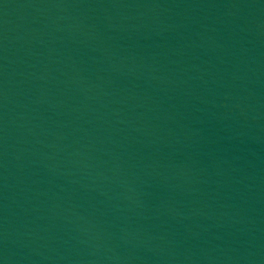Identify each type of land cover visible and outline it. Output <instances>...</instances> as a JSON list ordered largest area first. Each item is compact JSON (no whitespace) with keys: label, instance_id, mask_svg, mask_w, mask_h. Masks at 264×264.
<instances>
[{"label":"water","instance_id":"water-1","mask_svg":"<svg viewBox=\"0 0 264 264\" xmlns=\"http://www.w3.org/2000/svg\"><path fill=\"white\" fill-rule=\"evenodd\" d=\"M0 264H264V0H0Z\"/></svg>","mask_w":264,"mask_h":264}]
</instances>
